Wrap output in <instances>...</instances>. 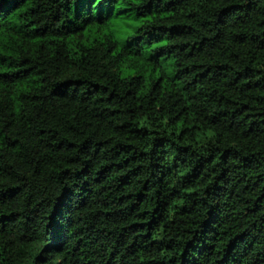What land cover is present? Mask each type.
<instances>
[{
  "label": "trees",
  "instance_id": "obj_1",
  "mask_svg": "<svg viewBox=\"0 0 264 264\" xmlns=\"http://www.w3.org/2000/svg\"><path fill=\"white\" fill-rule=\"evenodd\" d=\"M16 7L92 39L0 51V264H264V0Z\"/></svg>",
  "mask_w": 264,
  "mask_h": 264
},
{
  "label": "rangeland",
  "instance_id": "obj_2",
  "mask_svg": "<svg viewBox=\"0 0 264 264\" xmlns=\"http://www.w3.org/2000/svg\"><path fill=\"white\" fill-rule=\"evenodd\" d=\"M20 19V9H17L16 11H13L10 15L7 16V18L0 22V51H3L9 55H14L15 52V41L14 39L16 36L22 37V40L20 41L21 44L27 42L32 45H35L39 40H47V39H54V40H63L66 42L67 50L69 53L76 52L79 47H82V43L84 42V45L88 43L89 39H92L91 36H88L87 34H83L80 37H78L76 34L70 33H62L61 36H55V35H43L40 36L37 34V32L34 31L31 27H27L23 24L19 23ZM115 21L112 20L111 23ZM127 21V20H125ZM109 22V20H107ZM106 23H100L99 25H94L93 27L98 31V35L102 38H105L108 36L107 33H109V30L105 28ZM117 27V26H115ZM122 29L123 33H132L134 32L133 25L129 24L128 22L122 23ZM111 37H114V35L109 34ZM140 56V55H139ZM7 61L4 60L2 57H0V69L6 66ZM163 71L162 73L169 79H172L168 76L169 71L167 68L161 69ZM34 79L28 78L24 81V83H14L11 85H8L4 88V91L8 93V96L14 103V107L17 109L19 105V95L21 94L23 88L25 85H32L34 84Z\"/></svg>",
  "mask_w": 264,
  "mask_h": 264
},
{
  "label": "clouds",
  "instance_id": "obj_3",
  "mask_svg": "<svg viewBox=\"0 0 264 264\" xmlns=\"http://www.w3.org/2000/svg\"><path fill=\"white\" fill-rule=\"evenodd\" d=\"M16 9H17V7H16L14 10H12L11 12L7 13V14H6V17L4 18V20H5V19L7 18V16L10 15L13 11H16ZM4 20L2 19V20H0V22H2V21H4ZM0 26H1V24H0ZM14 56H17V53H15Z\"/></svg>",
  "mask_w": 264,
  "mask_h": 264
}]
</instances>
